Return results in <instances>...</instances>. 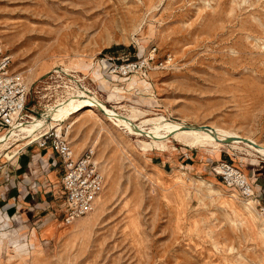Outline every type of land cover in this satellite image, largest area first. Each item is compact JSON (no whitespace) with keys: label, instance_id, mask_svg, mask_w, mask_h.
Here are the masks:
<instances>
[{"label":"rangeland","instance_id":"rangeland-1","mask_svg":"<svg viewBox=\"0 0 264 264\" xmlns=\"http://www.w3.org/2000/svg\"><path fill=\"white\" fill-rule=\"evenodd\" d=\"M0 39L38 114L82 87L110 110L139 109L138 122L163 116L264 145V0H0ZM143 60L142 74H109ZM94 112L61 130L76 155L95 152L94 210L64 225L56 177L44 207L0 214V264H264V218L212 171L226 161L248 178L262 154L174 137L161 148ZM18 144L0 150V186Z\"/></svg>","mask_w":264,"mask_h":264},{"label":"built area","instance_id":"built-area-1","mask_svg":"<svg viewBox=\"0 0 264 264\" xmlns=\"http://www.w3.org/2000/svg\"><path fill=\"white\" fill-rule=\"evenodd\" d=\"M148 63V60L111 63L108 71L111 75L129 78L146 72ZM10 65L11 57L3 49L0 39V130L4 134L32 121V117H36L35 114L40 118L46 116L45 112L51 109L43 107V111L38 114L28 107L31 87L23 81L20 74L10 70ZM71 89L73 90L69 88L68 91ZM31 145L42 150L50 149L53 157L59 162L63 224L69 226L91 213L104 188V175L95 160L94 150L87 148L76 155L71 143L56 129L39 133L28 146ZM212 171L224 186L235 189L241 199L256 202V209L264 218L262 200L255 195L252 183L239 169L229 162L220 161L213 166Z\"/></svg>","mask_w":264,"mask_h":264},{"label":"bare ground","instance_id":"bare-ground-1","mask_svg":"<svg viewBox=\"0 0 264 264\" xmlns=\"http://www.w3.org/2000/svg\"><path fill=\"white\" fill-rule=\"evenodd\" d=\"M72 93L73 94L67 99L58 102L54 107H51L49 111L45 112L47 114L46 116L41 118L32 117V121H28L27 124L22 125L17 130L1 134L0 150L9 149L11 141L19 143L16 147H26L34 141L39 133L50 129H56V131L60 133L61 130H63L62 124L64 122L72 120L75 125L81 114L87 113V115H96L94 109H98L117 126L124 127L133 135L148 137L153 144L161 148L164 147L170 137L179 139L191 147L199 146L212 148L222 145L223 143L220 141H225L227 138H234L235 140L230 144L231 147L234 146L235 148L244 145L250 149L257 150L258 153L264 156V145L257 143L252 138H245L237 132L213 126H187L186 123L169 121L163 116L138 122V118H140L138 114L141 111L137 108H132V111L130 110L131 112L128 110L130 112L129 114H121L110 110L102 100L94 96L88 89L80 87ZM85 109L87 110L85 111ZM75 114L76 116L73 117L72 115ZM243 139L250 141V144L242 141ZM247 152L252 153L249 149H247ZM233 196L234 195H231L230 197ZM250 201L251 202L244 203L243 207L248 211V216L253 219L255 217L253 215L255 207L252 203L256 204V202ZM230 208L236 214L240 211L232 202L230 203ZM262 233L264 234V230H262Z\"/></svg>","mask_w":264,"mask_h":264},{"label":"crops","instance_id":"crops-1","mask_svg":"<svg viewBox=\"0 0 264 264\" xmlns=\"http://www.w3.org/2000/svg\"><path fill=\"white\" fill-rule=\"evenodd\" d=\"M230 144L223 146L230 147ZM34 146L15 155L1 170L4 186H0V205H6L0 207V214L5 218L18 217L21 220V217L28 216L27 207L23 205L30 201L33 205L44 207L45 196L52 192V180L58 177L60 184L61 167L58 160L50 149L42 150ZM227 154L231 158L232 154ZM248 178L264 204V165L251 164ZM59 199L62 203L61 188Z\"/></svg>","mask_w":264,"mask_h":264},{"label":"water","instance_id":"water-1","mask_svg":"<svg viewBox=\"0 0 264 264\" xmlns=\"http://www.w3.org/2000/svg\"><path fill=\"white\" fill-rule=\"evenodd\" d=\"M234 140H235L234 138H227L225 141H220V142H222L223 144H228V143H232ZM242 141H244L247 144H250V141L248 140L243 139Z\"/></svg>","mask_w":264,"mask_h":264}]
</instances>
